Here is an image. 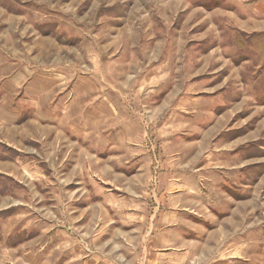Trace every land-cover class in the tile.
Here are the masks:
<instances>
[{
	"label": "rangeland",
	"instance_id": "rangeland-1",
	"mask_svg": "<svg viewBox=\"0 0 264 264\" xmlns=\"http://www.w3.org/2000/svg\"><path fill=\"white\" fill-rule=\"evenodd\" d=\"M0 264H264V0H0Z\"/></svg>",
	"mask_w": 264,
	"mask_h": 264
}]
</instances>
